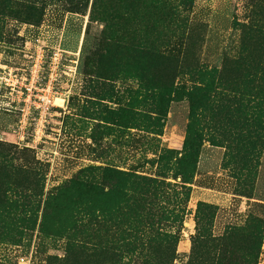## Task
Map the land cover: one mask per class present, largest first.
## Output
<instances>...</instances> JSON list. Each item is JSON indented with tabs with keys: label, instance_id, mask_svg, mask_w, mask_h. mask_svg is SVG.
I'll return each instance as SVG.
<instances>
[{
	"label": "rangeland",
	"instance_id": "374dc122",
	"mask_svg": "<svg viewBox=\"0 0 264 264\" xmlns=\"http://www.w3.org/2000/svg\"><path fill=\"white\" fill-rule=\"evenodd\" d=\"M0 264H264V0H0Z\"/></svg>",
	"mask_w": 264,
	"mask_h": 264
},
{
	"label": "trees",
	"instance_id": "16d2710c",
	"mask_svg": "<svg viewBox=\"0 0 264 264\" xmlns=\"http://www.w3.org/2000/svg\"><path fill=\"white\" fill-rule=\"evenodd\" d=\"M108 209V208H107Z\"/></svg>",
	"mask_w": 264,
	"mask_h": 264
}]
</instances>
